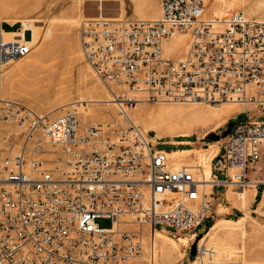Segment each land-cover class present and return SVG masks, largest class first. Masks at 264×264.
Segmentation results:
<instances>
[{
  "label": "built area",
  "instance_id": "built-area-1",
  "mask_svg": "<svg viewBox=\"0 0 264 264\" xmlns=\"http://www.w3.org/2000/svg\"><path fill=\"white\" fill-rule=\"evenodd\" d=\"M159 1L160 16L150 20L86 18L79 31L83 57L100 81L145 91L154 101L240 104L232 118L247 119L233 123L211 168L212 189L234 183L243 190L249 165L264 158V122L256 118L264 116V21L240 11L203 18L204 0ZM1 23L0 64L27 55L25 37L4 38ZM174 31L190 35L182 59L162 55ZM122 102L131 108L136 98ZM78 114L66 108L49 118L0 100V121H15L23 137L18 153L0 156V264H133L141 232L114 229L115 222L187 235V264L202 263L212 249L196 242L189 259V248L208 229L199 226L211 221L212 205L192 171L170 170L158 145L174 144L153 142L127 115L123 124L100 128L80 126ZM40 135L58 154L53 166H45ZM12 141L9 133L5 143ZM229 167L239 173L229 175ZM99 217L111 218V226L99 227Z\"/></svg>",
  "mask_w": 264,
  "mask_h": 264
},
{
  "label": "rangeland",
  "instance_id": "rangeland-1",
  "mask_svg": "<svg viewBox=\"0 0 264 264\" xmlns=\"http://www.w3.org/2000/svg\"><path fill=\"white\" fill-rule=\"evenodd\" d=\"M83 1V14H79L76 8L77 1L72 0H0V21L10 18L9 20L12 22L18 21L21 25V21H36V29L42 36L38 43H34L31 46V51L27 56L9 61L1 67L0 96L2 98L27 107L39 115L47 114L49 118L61 114L74 101L108 98L107 89L92 74L93 72L87 65V61L81 55L79 43V24L81 20L95 17L98 14L103 17H115L117 12L120 13L122 18H138L151 15L154 13V6L159 0ZM204 2H206L205 11L208 16L213 14L214 9H219L223 4H226L232 7L230 11L227 10L228 13L240 11L247 17L264 20V0H205ZM70 19H76L78 22L68 25V22H70L68 20ZM2 29L7 31L5 26H2ZM29 38L30 31L27 30L26 39ZM185 41V37H175L167 40L165 42L166 54L176 58L183 56L185 54ZM146 101V103L138 104L135 110L129 112V115L136 120H141L143 126H153L162 130L163 134L160 137V141L164 144L188 139L191 136L192 141H190L188 147L205 148L207 144L220 141V149H222V143L225 139L223 132L227 129L228 123L243 122L247 119L246 114L232 118L235 113L240 111V108L239 106L228 104L222 108L224 115L220 117V119H223L220 123L206 126L204 129L195 127L191 129L193 132L187 136H173L182 130L178 128V125L186 123L188 119H186V116L177 117L162 111L165 107L171 106L186 109L183 111L185 115L188 111L195 108L211 109V107L219 106L158 104L151 99ZM99 107L100 103L92 102L90 111L96 115L91 117L97 118L99 115L104 114V111L99 109ZM110 110L115 113L114 108L110 107ZM256 118L264 120V116ZM7 125L13 127L8 128L13 136L12 143L20 144L23 139L22 129L17 126L15 121L11 123L1 120L0 135L7 128ZM193 126H196V124L193 123ZM16 129H18V134L15 132ZM153 133L150 130L148 135L152 136L151 138L156 141L157 137ZM203 134L206 136L198 139ZM209 134H217L219 138L210 139ZM176 146L177 148L183 147L182 145ZM158 147L165 149L166 152L176 148L175 145H158ZM41 150L48 152L49 148L41 145ZM169 162L172 164L174 161L169 159ZM212 174H216V171H212ZM219 174L222 178L221 172ZM228 188L231 191L234 190L232 187L228 186ZM214 190L220 191L221 189L214 188ZM213 195L217 196L216 193H213ZM262 203L264 205V196L262 197ZM237 220H226L220 216V213L218 215L213 213L211 221L207 219L199 226V229H206L208 225L209 227L214 226V232L217 234V245H221L219 254L214 255L211 262H216L215 264H264V219H262L261 223L250 218L246 222ZM95 222L101 228H109L112 224V219L99 217L95 219ZM157 229L156 231L159 233L166 234L159 231L161 230L160 227H157ZM142 231L145 232V229L142 228ZM242 231L244 232L243 235ZM167 236L173 238L170 234H167ZM228 236L230 237L228 238ZM173 239L176 241L175 238ZM159 241L161 240H156V246L159 250L158 264H187L188 257L186 255L181 259L166 244ZM223 241L225 242L223 243ZM204 242L211 246L206 241ZM176 243L178 249L184 253L182 245L177 241ZM191 258L192 256L189 255V259Z\"/></svg>",
  "mask_w": 264,
  "mask_h": 264
},
{
  "label": "bare ground",
  "instance_id": "bare-ground-1",
  "mask_svg": "<svg viewBox=\"0 0 264 264\" xmlns=\"http://www.w3.org/2000/svg\"><path fill=\"white\" fill-rule=\"evenodd\" d=\"M72 1H77V5H76L77 11L79 12V14H83V3H84V1L83 0H72ZM205 3L206 2H204V5L206 6ZM231 8H232L231 5L223 4V6L221 8L214 9L213 12H212L213 14H211L210 16H208L206 14V11H205V8H204V14H203L202 17L203 18L218 17V18L222 19L224 17H227L230 14V13H228V11H230ZM115 15H116L115 17H107V18L113 19V20L124 19V18L120 17V13L119 12H117ZM97 16H102V15L98 14ZM159 16H160V1H159V15H158V17ZM158 17H156V18H158ZM9 19H6V20L3 19V21H7V22L12 23V21L9 20ZM136 19L150 20V19H154V18H136ZM84 20H81V22L79 24L80 27H81L82 23H84L83 22ZM1 21H0V23H1ZM68 21H70V22H68V25L71 24V23H74V22H78L76 19H70ZM260 21H264V20L261 19ZM21 22H22V30L19 31L18 34L17 33H7L6 32V33L3 34L4 38H10V37H12L14 35L23 36L22 33H23L24 29H29L31 31V35H30V39L26 40L27 44H29L30 47H31L34 43H38L40 41V39H41L40 37H42V36L40 35L38 30L36 29V26H35V22L36 21H21ZM175 37H185L186 38V41H185V44H184L185 54H186V52L188 50V46H189V37H190L189 32L174 31L168 38H166L162 42V55L164 57L176 58L174 56H168L166 54V51H165V42L167 40H171V39H173ZM79 43H80V37H79ZM80 51H81V55L83 56L81 46H80ZM185 54L183 56L177 58V59L184 58ZM27 55H25V56H27ZM15 60H17V59H15ZM8 62H6L4 64H0V78H1V67L4 66L5 64H7ZM87 65L89 66V68L93 72L92 74H94L97 77V75L95 74L93 68L89 65V63H87ZM100 82H102V81H100ZM102 84L105 86V88L108 91V94H109L108 98L99 99V100H78V101H74V102H72V103H70L68 105L67 108H76V110L78 111V113H79L78 114V118L80 119V126L85 125V124L90 123V122H93V123H100V128H107V123L123 124L124 123L123 119L126 117L125 115H127L134 122V124H136L138 127H140L144 132H148V131L152 130L155 133L157 138H160L162 136L163 132L159 128H156V127H153V126H143L141 120H136V119L130 117V115H129V112L132 111V110H135L138 104H143V103L147 102L146 100H148V99L146 98V92L145 91H141L139 93L133 94L131 91L127 90L125 86H123L121 84H118L116 82H112V81L108 82V83L102 82ZM132 95L135 96L136 102H138V103H135V105H132L131 108L130 107H125L123 105L122 100L127 98V97H130ZM120 97H122V98H120ZM0 100L1 101H3V100L4 101H11V100H8L6 98H2L1 96H0ZM92 102L100 103L99 109L104 111L103 115H99L97 118L91 117V116H95L96 115L94 112L90 111L92 109ZM155 102L158 103V104L159 103L179 104V105L202 104V105H210V106H219V107H211V109L195 108L193 110L188 111V113H186L185 115H184L183 111L186 110V109H183V108H176V107L169 106V107H165L164 109H162V111H164L166 113L173 114L174 116H177V117L186 116V119H188L187 122L184 123V124L178 125V128L182 129V130L178 131V132L176 131L177 133L173 135V136H182V137L190 135L193 132L191 129H193L195 127H197V128L201 127L202 129H204L206 126L216 125V124L220 123L221 121H223L222 118L220 119V117L222 115H224L223 112H222V108L223 107H220V105H222V104L236 105V106H239L240 110L242 109V106L240 104L232 102L231 100L230 101H223V102H220V103H217V104H209V103H204V102L179 103V102H173V101H167V100H159V101H155ZM110 107L114 108V112L115 113H113V111L110 110ZM122 111L125 114L122 113ZM43 115L47 116V114H43ZM8 122H11V121H8ZM263 122H264V120H263ZM193 123H195L196 126H193ZM6 127L7 128L0 135V139H1L0 148H3V150L0 151V156H4V155L12 156L15 153H18L20 148H21L20 147L21 145L19 143L18 144L17 143H12V144L5 143V138L7 137V135L9 133H11L8 130V128H11L12 126L7 125ZM15 132H17L16 134H18V129H16ZM204 136L205 135L203 134V136L198 138V139H202ZM38 139L40 140V144L41 145H45V146H47L49 148V151L48 152L47 151L44 152L43 155H42V157H44V158H46L48 160L45 163V166H53L55 164V162H56L58 154L54 151L53 148H51L46 143V139L43 136L40 135L38 137ZM151 140L153 142H155V139L153 140V138H151ZM217 142H219V141H217ZM174 143L177 145L178 142L174 141L172 144H174ZM179 144H183V143H179ZM191 152H195V151H180V152L174 151V152H168L167 153L166 150H165L166 156L168 158V163H169L170 170H176V169H179V168H181V167H183L185 165H189V164H185V165L183 164V161L180 158L179 154H181V153H183V154L184 153H191ZM211 154L212 153H209L207 156L199 155V157H198V159L196 161V164H191L190 167L189 166H185V167H187V169H189L190 171L193 172V175L195 173L194 169H198L200 171V173L197 175V177L200 178V179H197L195 177V175H194V177L198 181L199 188L204 190V192L206 194H208V197H207L208 200H210V198H211V196L209 195L210 192L208 191V189L212 188V184L214 182V180L212 179V176H210L211 169H210V164H209V160H208V158H209V156ZM27 155H29V153H27ZM169 159H172L174 161L173 165L170 164ZM229 168L232 170L230 173H228L229 175H232L233 177H235V174L239 173L238 168H236V167H229ZM247 184L248 185L243 190H238V189L234 188L235 187L234 183H227V186H230V187H232L234 189L233 191H235L234 193L237 195L239 203L243 207L246 204V189L249 188L251 185H254L255 181H250L249 180ZM172 195H175V194L172 193ZM130 218L131 217L128 216V215L122 217V219H124V221H130L129 220ZM239 222H246V219L242 218V219L239 220ZM142 228L145 229V232L142 231ZM114 229H118V230L126 229V230H130V231H140L141 232L140 240H141L142 249H141V253L139 255L133 256V257H131L129 259V262L133 263V264H158L159 263L158 262L159 261L158 260V254H159L158 251L159 250H158V248L156 246V240L157 239L161 240L164 244H166L169 247L170 250H172L177 256H179L182 259L184 257V255H185V253H182L178 249L176 241L178 243H180L182 245V247L184 248V246L187 245V242H188V239H189L187 235H179L177 238L172 236L173 238L176 239V241H175L173 238H171V237L166 235L168 233L164 229L163 230H159V231H162V232H164L166 234L159 233L156 230L155 231H151V233H149V228L147 226L138 227L135 223H132V222H127V223H116L115 222L114 223ZM214 229H215L214 226H211L205 233L203 232L204 235L202 234L199 237V239L197 240L198 244L205 245L206 248H208V249L211 248L212 249V254L207 256L204 259V261L202 263H200V264H215L216 263V262H211V260L213 259L214 255H218L219 254V249H220L221 245L220 244L217 245V242H216L217 241V239H216L217 234H216V232H214ZM238 230H236V232H238ZM228 231H229V229H228ZM243 234H244V232L242 231V235ZM230 236H228V238ZM230 239H228V240H230ZM161 241H159V242L161 243ZM204 241L209 243L211 246H208ZM224 242L225 241H223V243Z\"/></svg>",
  "mask_w": 264,
  "mask_h": 264
},
{
  "label": "crops",
  "instance_id": "crops-1",
  "mask_svg": "<svg viewBox=\"0 0 264 264\" xmlns=\"http://www.w3.org/2000/svg\"><path fill=\"white\" fill-rule=\"evenodd\" d=\"M153 14L142 16L138 18H156L159 15V2L154 6ZM2 26H5L7 28V33H19V31L22 30V25L18 22H7L2 21ZM29 29H24L22 35L26 39V32ZM30 31V30H29ZM31 35V31H30ZM30 39V38H29ZM28 40V39H26ZM224 105L228 104H222L220 107H223ZM154 140V139H153ZM190 141H192L191 136L188 137V139H183L178 142L177 145H182V148H177L176 144L175 149L168 151V152H180V151H195L191 153H181L179 154L180 158L183 161V164H189L185 166H189L191 164H196V161L199 157V155H205L207 156L209 153H212L208 160L210 164V176H212V168H211V160L212 158L217 154V152L220 151V141L212 144H207L205 148L203 147H188L190 144ZM174 141H172L173 143ZM183 143V144H179ZM217 148V149H216ZM167 152V153H168ZM182 155V156H181ZM213 155V156H212ZM186 156V157H185ZM189 158V159H188ZM173 165V163L171 164ZM232 170L230 168L227 169V172L230 173ZM194 175L197 179H200L197 177V175L200 173L198 169H194ZM246 176L250 181H255L254 185H251L249 188L246 189V204L245 206H241L239 203V200L237 198V195L234 193L235 191L229 190L227 184L224 187H219L220 191H215L212 188H209L208 191L211 193H216L217 196L213 195L210 198V203L212 207V212L217 214L220 213V216L223 219L226 220H235V219H242L245 218L246 220L248 218L254 219L257 222L261 223L262 219H264V205H262V197L264 195V158L260 157L256 162L249 165ZM230 187V186H229ZM237 220V221H238ZM210 228V227H209ZM208 228V229H209ZM205 232V231H204ZM167 235V234H166ZM178 247V246H177Z\"/></svg>",
  "mask_w": 264,
  "mask_h": 264
},
{
  "label": "water",
  "instance_id": "water-1",
  "mask_svg": "<svg viewBox=\"0 0 264 264\" xmlns=\"http://www.w3.org/2000/svg\"><path fill=\"white\" fill-rule=\"evenodd\" d=\"M232 125H233V122L228 123L227 129L223 132V136H227L230 133ZM208 136L210 139H218L219 138V136L217 134H209ZM217 163L219 164L220 161H217ZM199 237H200V235H198L196 237L195 241L190 245L189 255H191V256H193L195 254V246H196V242L199 239Z\"/></svg>",
  "mask_w": 264,
  "mask_h": 264
},
{
  "label": "trees",
  "instance_id": "trees-1",
  "mask_svg": "<svg viewBox=\"0 0 264 264\" xmlns=\"http://www.w3.org/2000/svg\"><path fill=\"white\" fill-rule=\"evenodd\" d=\"M208 227H209V225H208Z\"/></svg>",
  "mask_w": 264,
  "mask_h": 264
}]
</instances>
